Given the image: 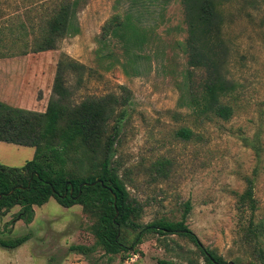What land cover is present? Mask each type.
Wrapping results in <instances>:
<instances>
[{"label": "rangeland", "instance_id": "374dc122", "mask_svg": "<svg viewBox=\"0 0 264 264\" xmlns=\"http://www.w3.org/2000/svg\"><path fill=\"white\" fill-rule=\"evenodd\" d=\"M72 1L78 33L58 41L55 50L32 53L56 1L0 0V101L42 113L61 58L83 65L82 73L66 75L74 103L107 94L129 97L116 157L131 197L142 207L140 222L179 220L183 204L189 202L186 226L203 247L229 263L264 264V234L260 244L247 240L248 213L239 207L237 196L251 179L255 221L263 222L264 232V0L221 5L228 49L225 74L236 86L230 101L233 115L203 125L195 124L181 103L187 68L181 43L187 26L180 0ZM126 14L145 35L130 54L119 33L102 39L110 22ZM182 127L193 132L189 141L175 137ZM33 155V148L0 142V163L5 166L21 167ZM162 159L170 162L167 176L154 179L150 167ZM33 210L28 225L11 223L19 207L0 216V238H29L17 249L0 248V264H205L194 254L195 247L177 236L165 240L147 235L135 254H77L70 248L94 244L93 219L80 206L63 208L53 199ZM125 234L130 244L134 235Z\"/></svg>", "mask_w": 264, "mask_h": 264}, {"label": "trees", "instance_id": "16d2710c", "mask_svg": "<svg viewBox=\"0 0 264 264\" xmlns=\"http://www.w3.org/2000/svg\"><path fill=\"white\" fill-rule=\"evenodd\" d=\"M55 1L32 53L55 50L58 41L78 33L72 23L75 1ZM226 1L180 0L187 26V38L181 43L187 56L181 103L197 125L217 119L228 121L233 115L230 101L235 98L236 86L225 74L228 49L223 39L225 19L221 12V5ZM124 17L114 18L103 31L102 39L119 33L130 54L132 47L145 41V35L131 16ZM84 70L85 67L73 59L61 58L51 96L42 113L14 108L0 101V142L34 149L33 158L21 167L0 163V216L19 207L11 223L22 221L28 225L34 218L33 208L53 199L63 208L80 206L83 213L93 219L94 244L73 246L70 249L74 253L87 255L100 250L109 256L122 252L135 254V247L147 235L165 240L177 236L187 239L195 247L194 254L205 264H230L214 250L203 247L189 231L186 226L191 210L189 202L183 204L179 220L159 217L148 223L140 222L142 207L131 197L116 157L125 118L124 107L129 97L107 94L74 103L66 85V75L68 71L82 73ZM120 89L127 93L124 87ZM193 136L187 127L175 132V137L184 141ZM169 166L168 160H158L151 165L150 175L154 174V179L164 178ZM246 182V190L237 195L238 204L243 213H248L245 236L257 245L260 244L259 236L264 234L263 222L255 221L257 206L252 192L253 181L247 179ZM125 233L134 235L130 244H127L129 239ZM28 239V235L0 238V248L14 250ZM175 244L180 252L184 251Z\"/></svg>", "mask_w": 264, "mask_h": 264}, {"label": "crops", "instance_id": "0c3cea01", "mask_svg": "<svg viewBox=\"0 0 264 264\" xmlns=\"http://www.w3.org/2000/svg\"><path fill=\"white\" fill-rule=\"evenodd\" d=\"M2 102V101H1ZM16 108H20V109H23V110H28L25 106L23 105H18L16 106ZM29 111V110H28Z\"/></svg>", "mask_w": 264, "mask_h": 264}, {"label": "water", "instance_id": "95a60500", "mask_svg": "<svg viewBox=\"0 0 264 264\" xmlns=\"http://www.w3.org/2000/svg\"><path fill=\"white\" fill-rule=\"evenodd\" d=\"M230 264H232V263H230Z\"/></svg>", "mask_w": 264, "mask_h": 264}]
</instances>
